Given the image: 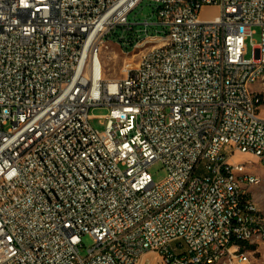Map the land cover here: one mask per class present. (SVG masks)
I'll list each match as a JSON object with an SVG mask.
<instances>
[{
    "label": "built area",
    "instance_id": "obj_1",
    "mask_svg": "<svg viewBox=\"0 0 264 264\" xmlns=\"http://www.w3.org/2000/svg\"><path fill=\"white\" fill-rule=\"evenodd\" d=\"M144 1L156 23L129 20ZM261 71L264 0H0V264H253L259 175L236 155L264 167Z\"/></svg>",
    "mask_w": 264,
    "mask_h": 264
},
{
    "label": "rangeland",
    "instance_id": "obj_2",
    "mask_svg": "<svg viewBox=\"0 0 264 264\" xmlns=\"http://www.w3.org/2000/svg\"><path fill=\"white\" fill-rule=\"evenodd\" d=\"M218 13V9L214 6L205 7L200 15L204 18H211ZM129 20L131 22H139L142 23L144 20H147L149 23H156L157 16L152 12V6L149 5L148 2L144 1L140 7H138L132 14L129 16ZM139 28H143L142 26H138ZM158 27L157 25L150 26L149 31ZM160 28V27H159ZM256 34L253 35V40H259L258 28H254ZM120 32V30H119ZM108 47L103 48L101 53V59L103 62L104 69L107 71V75L109 77H119L121 74V68L123 61L127 60V55L124 53L123 48L118 44L114 37H110L108 40ZM146 46V42H139L138 47H132L129 49V55H134V61H138L139 55H137L138 49L140 47ZM245 56H251V46L250 42L247 43ZM128 61V60H127ZM107 112L105 108H93L90 113L94 116H102ZM257 114L260 117H264V105L258 106L256 109ZM91 125L102 131L104 129V120L100 118H94L90 121ZM236 159L242 161L246 164V166L254 172L256 175H259L261 182L259 185L250 186L248 188V198L254 204V206L260 211L264 212V167L260 166L257 163V160L249 155V154H237ZM149 173L152 176V179L158 183L161 182L166 177V171L162 167L159 162L153 163L149 169ZM250 195V197H249ZM82 248L80 254L84 256L86 254L87 248H89L93 244V240L89 235L82 236ZM253 256L252 263L253 264H264V245L256 244L252 247ZM148 263L151 262V257L146 256L145 258Z\"/></svg>",
    "mask_w": 264,
    "mask_h": 264
},
{
    "label": "bare ground",
    "instance_id": "obj_3",
    "mask_svg": "<svg viewBox=\"0 0 264 264\" xmlns=\"http://www.w3.org/2000/svg\"><path fill=\"white\" fill-rule=\"evenodd\" d=\"M103 48H97L96 49V58H97V63H103L101 59V53H102ZM146 49L141 52V54L138 57V61H144L147 60V53ZM251 87H258V90L260 92H263V105H264V71H261L259 74L253 75L251 79ZM233 177H244V170H233ZM261 182L260 177H257V181H246V190H247V197H248V188L250 186H255L259 185ZM250 197V195H249ZM249 203L251 206H253V209L256 212H260L253 204L251 200H249ZM247 243L248 244H255V234H247ZM230 260L231 261H238V252H230Z\"/></svg>",
    "mask_w": 264,
    "mask_h": 264
},
{
    "label": "crops",
    "instance_id": "obj_4",
    "mask_svg": "<svg viewBox=\"0 0 264 264\" xmlns=\"http://www.w3.org/2000/svg\"><path fill=\"white\" fill-rule=\"evenodd\" d=\"M136 49H138V51H137V55H140L141 52L144 51V50L146 49V46H144V47H140V48H136Z\"/></svg>",
    "mask_w": 264,
    "mask_h": 264
},
{
    "label": "trees",
    "instance_id": "obj_5",
    "mask_svg": "<svg viewBox=\"0 0 264 264\" xmlns=\"http://www.w3.org/2000/svg\"><path fill=\"white\" fill-rule=\"evenodd\" d=\"M132 47H129V49H131Z\"/></svg>",
    "mask_w": 264,
    "mask_h": 264
}]
</instances>
